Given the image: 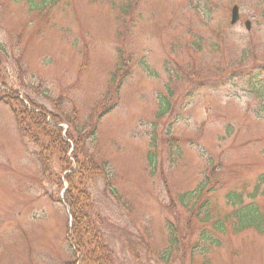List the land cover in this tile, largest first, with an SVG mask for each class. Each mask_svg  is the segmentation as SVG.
<instances>
[{"label": "rangeland", "instance_id": "rangeland-1", "mask_svg": "<svg viewBox=\"0 0 264 264\" xmlns=\"http://www.w3.org/2000/svg\"><path fill=\"white\" fill-rule=\"evenodd\" d=\"M130 1L0 0L2 80L50 112L61 101L89 124L115 102L108 81L120 47L135 65L90 147L107 162L110 188L98 179L91 195L114 264H264V234L234 233L230 220L224 234L210 228L230 213L224 195L249 192L264 172V0H139L122 14ZM191 61L203 71L176 84L172 111L158 117L167 71ZM39 153L0 103V264L70 259L58 155L45 157V172ZM206 181L215 190L204 224L177 198Z\"/></svg>", "mask_w": 264, "mask_h": 264}, {"label": "trees", "instance_id": "trees-1", "mask_svg": "<svg viewBox=\"0 0 264 264\" xmlns=\"http://www.w3.org/2000/svg\"><path fill=\"white\" fill-rule=\"evenodd\" d=\"M138 2L139 0H131L121 9L122 14L131 12ZM28 5V10L31 12L39 9L29 2ZM124 34L125 32L116 34V39L123 40ZM245 57L246 54L243 55V58ZM191 63L192 61L187 62L184 73L178 69L181 63L174 64L172 70L167 71L169 74L165 87L167 94L164 96L165 102L160 106L158 117L172 111L168 99L172 97L176 84L186 80L190 83V79H187L189 73L199 74L203 71L202 66L204 65L195 68ZM115 65H117L115 71L110 75L108 81L111 86H114L115 102L98 117L92 119L89 124L81 123L82 120L75 110L64 112L63 104L59 105L61 101L55 103V112H50L26 95L19 94L18 91L7 86L4 78L2 80L0 70V103L7 106L12 112L21 137L25 140H33L39 148L38 156L42 157L39 164L45 172L48 171L45 157L49 153L58 155L56 161L60 166L61 174L63 173V182L66 184L62 193V202L70 217V224L66 228V243L70 259L62 264H114V254L107 244L103 232L104 222L91 195V185L98 179H102L106 187L110 188V179L106 173L107 162L93 155L90 147L96 141V132L101 118L115 108L120 88L129 77L135 63L132 61L131 55H126L120 47H117ZM173 72L176 74L171 76ZM186 74L187 76L184 78ZM203 83L205 82H201L200 86H203ZM62 124L66 126V129L61 126ZM42 140L50 146L47 147ZM45 148H49V150L44 153ZM149 163L154 170L156 164L154 152L149 155ZM43 170L42 172H44ZM207 179L210 181L213 178L209 174ZM56 182L62 187L60 179H57ZM199 186L201 188L193 193L182 194L177 198V202L190 212L192 219L200 216L202 223L206 224L211 219L210 216L208 217L210 203L207 196L215 189L209 187L207 181ZM204 191L207 192L205 197L202 196ZM261 199L264 201V172L256 177L249 192L229 191L224 195L226 205L231 208L230 213L224 217L223 221L214 220L210 224V228L219 234H224L226 223L230 220L234 233L252 230L258 234H264V210L256 202ZM195 210H197L198 216L195 215ZM201 237H204V233Z\"/></svg>", "mask_w": 264, "mask_h": 264}, {"label": "water", "instance_id": "water-1", "mask_svg": "<svg viewBox=\"0 0 264 264\" xmlns=\"http://www.w3.org/2000/svg\"><path fill=\"white\" fill-rule=\"evenodd\" d=\"M238 20V14H237V8L233 7L232 11H231V24H235ZM246 29H249V23L245 24Z\"/></svg>", "mask_w": 264, "mask_h": 264}]
</instances>
